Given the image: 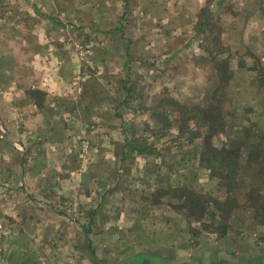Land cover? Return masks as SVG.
<instances>
[{"label":"rangeland","instance_id":"obj_1","mask_svg":"<svg viewBox=\"0 0 264 264\" xmlns=\"http://www.w3.org/2000/svg\"><path fill=\"white\" fill-rule=\"evenodd\" d=\"M30 2L0 0V264H209L224 222L211 216L220 214L213 196L230 210L229 239H254L264 156L252 152L264 150V127L247 114L260 109L264 89L234 107V96L252 92L233 93L225 77L230 61L264 85V0H71L47 25L35 24ZM44 34L53 53L40 64L34 39ZM57 65L71 71L63 81L71 97L46 111L59 139L41 155L35 88L58 89ZM208 78L195 108L180 100L201 96ZM67 119H77L68 135ZM219 129L247 154L208 169L201 156ZM137 146L154 150L147 163Z\"/></svg>","mask_w":264,"mask_h":264},{"label":"crops","instance_id":"obj_2","mask_svg":"<svg viewBox=\"0 0 264 264\" xmlns=\"http://www.w3.org/2000/svg\"><path fill=\"white\" fill-rule=\"evenodd\" d=\"M29 1V0H28ZM30 4H31V10L35 11V24H44L47 25L46 22L50 21V16H54L56 13H62L63 11H65V9L67 8V5L71 4V0H30ZM41 14H45V16L43 17H38V15L40 16ZM37 15V16H36ZM50 19V20H49ZM197 24L195 26L196 30ZM48 38L47 35H43V36H36L34 39V42L36 41V46L34 49V54H35V59L36 57H39V62L40 64H44L45 62H50L48 61V59H44L42 54H45L46 52H52V50H50L49 47H47V45L50 43L47 39ZM47 41V42H46ZM59 62V59L57 60ZM57 62V63H58ZM52 63V62H51ZM57 63L55 64H51L52 66H55ZM229 64H230V68H229ZM57 71H51L50 74H52L53 79L57 80V84L59 85V87L56 88H43L40 85H38V87L35 88V93H37L38 95H35V103L33 104L35 106V115L33 114V119H35V135L36 136H41V138L39 139H43L45 140V143L47 144V148L45 147H41L39 150H41V155H45L46 153H50V151H53L54 148L57 147V134H56V130L54 128H51V118L48 115H45L47 110L51 109V105L52 107L55 105L54 100L57 99L59 100L60 97H71V96H67L69 95L68 90L66 89V86H64V80L66 81V78L69 74H71V71L67 70L69 69V67L66 69L63 65H57ZM72 68V67H71ZM227 68L229 69L228 73H229V78L227 79V84L229 81H231V85L227 86V89L230 91H233V93H235L236 91H250L252 92V95H247V91L246 93L243 92V95H239V99L234 96V98H232L231 102H229L228 104H231L232 106H236V103H241V102H245V103H252V99H254V101H256L257 99H255L254 96H256V92L257 91H262V87L264 89V85L260 82L261 81V74H257V72L251 68L249 69L248 67H243L242 65H236V67H234L233 62L227 63ZM196 70H198L200 73H206V71H204V69H202L200 66L195 67ZM47 72L43 73L40 70H37L35 68V78L39 79V78H43L45 77ZM212 73V78H216V74H215V70L212 69L211 70ZM57 75V77H56ZM70 78V75H69ZM208 83L205 82V85L203 87L204 81L202 82L201 88L203 90L202 95L200 96V94L198 95V93L193 94L192 96H185V97H181L180 100L183 101L184 103H186L189 106H194L200 103V101L205 99V96L208 95V92L211 90V81L208 78ZM46 87V86H44ZM155 86L153 85L152 89ZM66 89V90H65ZM198 90V89H197ZM156 91V90H155ZM74 94H76L74 92ZM61 95V96H59ZM74 99H76V97H78V95L76 94L75 96H73ZM94 97V96H91ZM242 98H244V100H242ZM260 98V97H259ZM49 99H51L53 101V103H49ZM81 99L78 98L77 100H74L73 103L77 104L78 107H80L78 104L83 105L80 103ZM253 101V103H254ZM87 104H90L89 101H87ZM260 104L261 107L260 109H255V110H251L247 115H249L248 117L250 119H252V121H256L258 125H260L261 127H264V98H261L260 100ZM14 106V105H13ZM91 107L94 106V102L91 103L90 105ZM254 106V105H253ZM79 119V118H78ZM77 119H74L73 121H70L67 119L66 124L64 123L63 125V130L62 134L66 133L67 135L69 134V131H71L72 128H74L75 125V121ZM81 124L82 127L83 125H86L85 120H81ZM80 124V126H81ZM37 129H41L43 131L44 134H39V131H37ZM220 131V132H219ZM47 132V135H45ZM177 134H181V132L177 131ZM211 136V142H209L210 145H212L213 147H216L218 149H221L225 152H230L233 155H239L241 153L243 154H247L246 151V147L243 145L244 143H236L235 146H230V144L232 143L229 140V135L224 132L221 131V129L216 130L215 132L213 131ZM148 135V134H147ZM214 135H218L215 137H219L222 136L224 140H219V142L221 143L220 146H218L217 144H214L212 142V138ZM195 135L192 136V140L194 139ZM214 137V138H215ZM61 138H65V137H61ZM131 138V137H130ZM135 138V136L133 137ZM248 140V136H245L243 138H240V140ZM263 142L264 144V139L260 138V142ZM227 142H229V144H226ZM216 143V142H215ZM242 145V147H241ZM38 150V151H39ZM57 149H55L56 151ZM37 151V152H38ZM35 153V155H37L38 153ZM134 152H138L137 154L139 156H142L144 158V164L147 163V161H149L150 156L154 155V150H145V149H134ZM201 153V152H200ZM255 155H257L254 151L252 152ZM47 155V154H46ZM156 155V154H155ZM158 156V154H157ZM258 157V156H257ZM163 158V154L161 155L160 160H156L159 162H163L162 160ZM138 159V158H137ZM154 160V159H152ZM142 166V170H146L147 166ZM130 183V182H129ZM139 182H131V185H138ZM142 184L145 182H141ZM196 183V182H195ZM130 185V184H129ZM224 183L219 182V186H223ZM142 186V185H141ZM139 187V186H136ZM213 198H216L215 196H213ZM212 206V204H211ZM213 209H215V211H219L220 214L217 215V217L215 216V218H221L223 219V233L220 234V237L216 240L215 239V246L212 249L211 246H209V250L212 251L213 256H211V261L209 262V264H246V263H251L252 264H261L264 263V239L261 236L262 233H264V230L260 229V226L264 225V217L261 218L260 220H257V223L254 224L255 225V229L252 230L251 232L253 234H255V236L258 234V236H254V239H252L251 241L248 240L247 238H237L236 240H230L229 238H231V235L233 233V228L231 227V222L229 221V215H230V210L226 213L225 211H221L220 209L216 208L215 206H213ZM215 213V212H214ZM217 213V212H216ZM215 213V215H216ZM224 217V218H223ZM140 220V217H138L137 221ZM261 233V234H260ZM178 250V249H177ZM16 251V250H14ZM18 251V250H17ZM179 251V250H178ZM253 254H257V255H253ZM203 264H205L203 262Z\"/></svg>","mask_w":264,"mask_h":264},{"label":"trees","instance_id":"obj_3","mask_svg":"<svg viewBox=\"0 0 264 264\" xmlns=\"http://www.w3.org/2000/svg\"><path fill=\"white\" fill-rule=\"evenodd\" d=\"M224 66H225V64H224ZM226 78V81H227V76L225 77ZM187 105V104H186ZM195 106L196 105H194V106H192V108H195ZM197 110H199V112H200V110H203V111H205V110H207L206 108L205 109H200V107H197ZM203 113V112H202ZM203 116V115H202ZM191 117V116H190ZM188 119H191V118H189L188 117ZM185 121V120H184ZM183 121V122H184ZM205 121H208V123L209 122H211L212 121V118H211V116L208 118V120H206L205 119ZM184 124H186V122H184ZM182 130V129H181ZM192 131V130H191ZM190 131V132H191ZM192 136H194V131H193V133L191 134V137ZM197 137V136H196ZM262 139V138H261ZM264 139V138H263ZM259 146H261V144H258ZM207 146H211V147H206L205 149H204V152L202 153V156H201V160L203 161V162H205V163H207V168L208 169H210V168H216L217 167V169H225V168H227V166H232V167H235V165H233L234 163L233 162H230V161H227L226 160V157H229V156H231L232 154L230 153V152H225V151H223V150H220V149H218V148H216V147H213L212 145H209V144H207ZM258 146V147H259ZM137 148L138 149H145L146 150V148H144V147H140V146H137ZM136 148V149H137ZM254 152L257 154V156H259V158H261V159H263V156H264V150L263 149H261V148H255L254 149ZM200 153V154H201ZM210 154H212V155H214V156H210L209 157V155ZM236 156V155H235ZM215 162H216V166H215ZM220 165V168H218V166ZM231 177L232 176H230V174H224L223 175V179L224 180H226V181H230L231 180ZM225 183H227V182H225ZM226 185V187L228 186L227 184H225ZM207 202H208V204H212V206H215L216 208H218V209H220V207H221V205H220V202L218 201V199H216V198H213V197H210V198H208V200H207ZM210 204V205H211ZM209 205V206H210ZM197 206V204H196V202H195V207ZM258 206L264 211V204L263 205H259L258 204ZM200 209V208H199ZM223 211H225L226 213L228 212V210H225V209H223ZM201 212H202V210H201ZM191 214H193V213H191ZM201 214L203 215L204 213H200V216H201ZM206 214V213H205ZM211 216H212V218L213 219H215V213L214 214H211ZM224 228V227H223ZM223 228H222V230H221V234L223 233Z\"/></svg>","mask_w":264,"mask_h":264}]
</instances>
